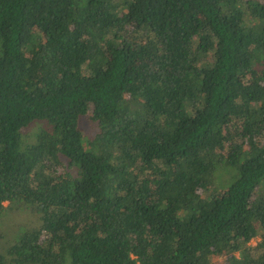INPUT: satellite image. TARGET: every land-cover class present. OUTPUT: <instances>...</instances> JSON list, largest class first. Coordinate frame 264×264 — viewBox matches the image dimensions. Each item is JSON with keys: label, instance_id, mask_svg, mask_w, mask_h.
Listing matches in <instances>:
<instances>
[{"label": "trees", "instance_id": "obj_1", "mask_svg": "<svg viewBox=\"0 0 264 264\" xmlns=\"http://www.w3.org/2000/svg\"><path fill=\"white\" fill-rule=\"evenodd\" d=\"M2 226L0 264H264V0H0Z\"/></svg>", "mask_w": 264, "mask_h": 264}, {"label": "rangeland", "instance_id": "obj_2", "mask_svg": "<svg viewBox=\"0 0 264 264\" xmlns=\"http://www.w3.org/2000/svg\"><path fill=\"white\" fill-rule=\"evenodd\" d=\"M48 125L44 120H37L30 123L27 127L21 129V146L22 148L33 145L35 142L36 134L41 131L47 129ZM78 127L82 131L84 139H87L96 131V125L90 121L88 116H82L78 119ZM234 179L233 170L225 167L218 166L213 177L212 187L217 188V190L223 191ZM8 220L6 217L4 220ZM1 233L6 235L8 232V228L6 226H2L0 228Z\"/></svg>", "mask_w": 264, "mask_h": 264}]
</instances>
